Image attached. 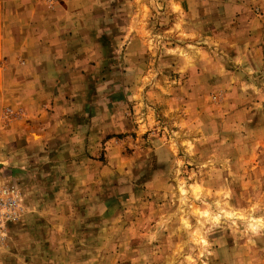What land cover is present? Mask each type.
<instances>
[{
  "label": "rangeland",
  "instance_id": "obj_1",
  "mask_svg": "<svg viewBox=\"0 0 264 264\" xmlns=\"http://www.w3.org/2000/svg\"><path fill=\"white\" fill-rule=\"evenodd\" d=\"M77 1L105 7L60 93L80 151L0 156V264H264V0Z\"/></svg>",
  "mask_w": 264,
  "mask_h": 264
},
{
  "label": "crops",
  "instance_id": "obj_2",
  "mask_svg": "<svg viewBox=\"0 0 264 264\" xmlns=\"http://www.w3.org/2000/svg\"><path fill=\"white\" fill-rule=\"evenodd\" d=\"M93 5L100 4L65 0L50 8L38 0H0V156L8 162L13 163L8 154L17 150V137H24L28 159L32 149L55 154L65 146L79 150V142L72 150L63 136L72 101L64 103L60 93L73 86L74 76L89 72L96 57L94 27L105 7ZM7 107L23 108L26 114L5 127ZM83 124H71L68 135L73 134L72 140L82 138L84 149L91 152L90 138L95 134L89 122L86 132H81Z\"/></svg>",
  "mask_w": 264,
  "mask_h": 264
},
{
  "label": "built area",
  "instance_id": "obj_3",
  "mask_svg": "<svg viewBox=\"0 0 264 264\" xmlns=\"http://www.w3.org/2000/svg\"><path fill=\"white\" fill-rule=\"evenodd\" d=\"M50 6L61 4L64 0H40ZM7 187H0V231L6 219L13 218L16 215L18 198Z\"/></svg>",
  "mask_w": 264,
  "mask_h": 264
}]
</instances>
